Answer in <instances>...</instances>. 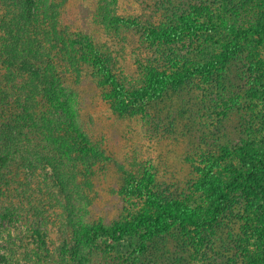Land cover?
Masks as SVG:
<instances>
[{
  "label": "trees",
  "instance_id": "trees-1",
  "mask_svg": "<svg viewBox=\"0 0 264 264\" xmlns=\"http://www.w3.org/2000/svg\"><path fill=\"white\" fill-rule=\"evenodd\" d=\"M177 1L157 3L158 14L147 24L122 10L110 17L108 33L120 36L135 30L143 41L140 47L148 64L131 74L118 63L121 57L100 48L89 35L71 31L54 0H0V195L14 192L22 197L21 177L47 166L67 194L69 182L86 176L78 162L92 166L106 160L98 149L84 151L85 135L64 92L69 82L79 83L94 74L100 89L114 99L117 112L140 113L192 83L212 59L216 58L221 83L238 57L246 56L237 64L236 103L249 109L253 99H264L263 60L252 58L260 51L264 54V0H188L187 14L180 15L175 12ZM114 3L117 6L118 0ZM158 16L163 20L156 22ZM240 124L247 140L242 148L218 145L212 131L211 137L207 134L212 142L204 143L206 165L194 170L195 179L184 188L159 180L145 163L125 170L123 193L132 198L128 203L134 206L132 211L125 209L110 225L81 219L74 229L85 245L93 246L100 235L117 239L134 234L138 248L115 257L113 264H153L146 263L153 246L175 236L183 239L182 245L189 244L200 235L210 245L228 238L224 248L232 240L225 249L232 253L224 264H264V121L245 118ZM236 195L245 210L256 211L254 232L261 245L257 253L248 251L236 226L242 221L241 214L231 212L238 206L232 202Z\"/></svg>",
  "mask_w": 264,
  "mask_h": 264
},
{
  "label": "rangeland",
  "instance_id": "rangeland-1",
  "mask_svg": "<svg viewBox=\"0 0 264 264\" xmlns=\"http://www.w3.org/2000/svg\"><path fill=\"white\" fill-rule=\"evenodd\" d=\"M165 1L118 0L117 6L114 0H54V3L59 5L57 12L71 31L80 37L89 35L100 48H108L116 58L121 57L123 60L119 59L118 63L125 71L135 74L137 68L143 69L148 64L140 47L143 41L138 40L135 30L125 31L120 36L108 33L110 17L122 10L139 16L141 22L147 24L150 16L158 14L154 12L159 6L157 3ZM187 1L178 0L179 9L174 11L179 15L185 13ZM156 20L163 19L158 16ZM194 42L201 45L196 38ZM252 58L258 63L263 60L264 64L263 52ZM215 59L192 83L157 102V107L146 106L145 112L140 113L117 112L114 99L100 89L94 74L79 83L69 82L64 92L70 99L71 113L75 114L77 125L85 135L84 151L98 149L106 160H98V164L92 166L78 162V168H83L81 171H85L86 176L69 182L67 194L62 192L52 168L47 166L35 168L21 177L25 183L22 197L13 195L14 192L8 197L0 195V264H113L115 257L138 248L139 240L134 234L117 239L100 235L89 247L74 228L81 219L87 224L110 225L117 222L125 209L132 211L130 207L134 206L128 204L132 198L123 193L125 170L132 171L133 167L137 169L140 163H145V168L156 173L159 180L163 178L165 183L184 188L189 179H195L194 170L206 165L204 143L212 142L209 139L212 134L217 137L213 141L218 145L242 148L243 143H247L246 135H241L240 131L243 119L251 121L259 117L264 121V99H253L249 109L242 107L243 104L238 106L235 100L240 86L237 64L246 60V56L238 57L221 83ZM239 99L243 103L245 96ZM214 100L216 102L211 104ZM80 159H86L85 155ZM233 198L232 202L238 206L231 207V212L241 214L242 221L236 226L241 229L244 245L248 251L257 253L261 245L254 232L256 211L253 207L245 210L237 195ZM234 238L237 237L234 235ZM182 241L175 236L153 246L146 263L224 264L227 255L232 253L225 251L227 246H232V240L226 248L219 241L216 245L206 244L200 235L191 238L193 243L182 245Z\"/></svg>",
  "mask_w": 264,
  "mask_h": 264
}]
</instances>
